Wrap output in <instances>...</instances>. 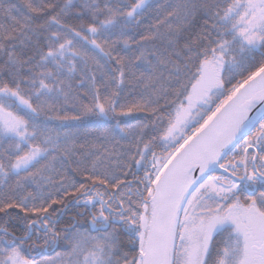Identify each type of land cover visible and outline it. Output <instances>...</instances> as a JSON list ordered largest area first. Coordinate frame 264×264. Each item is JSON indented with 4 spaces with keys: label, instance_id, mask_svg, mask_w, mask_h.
Here are the masks:
<instances>
[{
    "label": "snow or ice",
    "instance_id": "obj_1",
    "mask_svg": "<svg viewBox=\"0 0 264 264\" xmlns=\"http://www.w3.org/2000/svg\"><path fill=\"white\" fill-rule=\"evenodd\" d=\"M0 264H264V0H0Z\"/></svg>",
    "mask_w": 264,
    "mask_h": 264
}]
</instances>
